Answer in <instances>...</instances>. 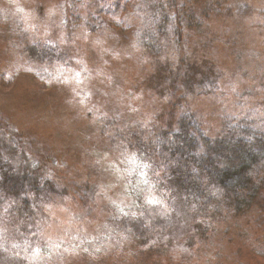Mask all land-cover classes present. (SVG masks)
<instances>
[{
	"label": "rangeland",
	"instance_id": "rangeland-1",
	"mask_svg": "<svg viewBox=\"0 0 264 264\" xmlns=\"http://www.w3.org/2000/svg\"><path fill=\"white\" fill-rule=\"evenodd\" d=\"M148 1L138 14L140 0H0V156L25 186L45 182L26 200L29 220L20 202L0 213V264H264L260 207L225 213L213 245L200 239L184 263L122 223L160 196L153 181L144 197L131 192L145 171L109 131L152 145L182 116L213 139L238 119L264 127V0H166L178 32L160 60L139 42ZM192 9L207 13L199 26ZM3 179L0 202L22 199Z\"/></svg>",
	"mask_w": 264,
	"mask_h": 264
},
{
	"label": "trees",
	"instance_id": "trees-1",
	"mask_svg": "<svg viewBox=\"0 0 264 264\" xmlns=\"http://www.w3.org/2000/svg\"><path fill=\"white\" fill-rule=\"evenodd\" d=\"M146 1L140 0L138 14L145 13L142 8ZM153 1H148L139 42L148 52L147 57L160 60L166 57L169 38L173 34L175 37L178 30L172 27L170 6H163L166 0ZM191 12L190 19L198 26V19L207 15L193 9ZM258 122L255 118L234 120V124H226L222 138L213 139L203 133L194 117L182 116L176 130L164 128L155 135L152 145L141 140L133 145L120 134L108 132L111 144L121 148L123 154L133 155L139 164L137 168L145 171L139 181L134 182L143 188L136 190L133 184L131 192L136 191L137 198L144 197L153 181L160 196L157 210L136 214L131 208L122 216V223L132 231L136 229L138 237L145 240L143 247L154 243L156 252H153L157 256L165 255L171 261L184 263L200 252L201 240L205 242L211 238L208 243L213 245L215 232L223 230L229 221L225 213L234 216L259 207L264 212V127ZM8 161L11 159L0 156L3 189L6 187L14 194L19 190L22 199L8 194L0 202V213L6 214L8 210V215L12 204L20 202L18 219L21 222L29 220L28 209L36 206V199L28 204L26 200L41 197L45 182L41 177H35L33 184L31 179L25 186L26 179L15 178V168L10 167ZM152 169L156 171L152 172ZM152 173L155 176L151 178ZM201 253L206 256L203 251ZM16 255L13 250L7 257ZM19 261V264L28 263L22 258Z\"/></svg>",
	"mask_w": 264,
	"mask_h": 264
}]
</instances>
